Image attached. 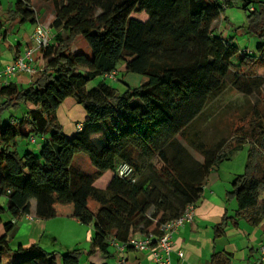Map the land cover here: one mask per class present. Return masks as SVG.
Masks as SVG:
<instances>
[{
    "label": "trees",
    "instance_id": "1",
    "mask_svg": "<svg viewBox=\"0 0 264 264\" xmlns=\"http://www.w3.org/2000/svg\"><path fill=\"white\" fill-rule=\"evenodd\" d=\"M237 5L260 39L258 56L219 30L225 11ZM40 10L53 17L51 44L39 52L44 66L26 74L28 87H0V118L4 110L29 107L24 118L11 117L0 129V200L6 199L0 204V264L7 258L8 264H82V249L58 259L39 244L11 246L23 215L50 220L61 201L74 203L81 209L74 217L93 225L89 257H110L113 242L160 237L163 224L198 206L212 171L246 147L245 171L227 193L238 210L214 228L220 236L234 219L264 229V77L256 72L264 66V1L18 0L8 21L36 26L37 19L43 23ZM80 38L90 55L76 50ZM120 73L123 82L129 74L141 76L140 85L120 93L109 84ZM228 90L242 99L219 105ZM68 99L87 114L71 138L57 119ZM19 137L44 141L38 153L22 154ZM80 154L89 157L93 174L76 160ZM121 164L133 168L131 177L117 174ZM108 173L107 187L97 188ZM211 261L229 264L225 256Z\"/></svg>",
    "mask_w": 264,
    "mask_h": 264
},
{
    "label": "crops",
    "instance_id": "2",
    "mask_svg": "<svg viewBox=\"0 0 264 264\" xmlns=\"http://www.w3.org/2000/svg\"><path fill=\"white\" fill-rule=\"evenodd\" d=\"M7 1L8 3L6 4L4 0H0V21L3 24L0 27V69L14 62L19 55H22L28 47L32 46L31 36L36 28L35 24L32 23L20 24L19 21L9 22L8 11L14 8V0ZM40 12L42 13L43 21L51 24L53 21L52 15L46 14L44 10H40ZM36 63L39 69L44 66V62L39 54L36 56ZM10 83L28 87L31 84V78L26 75H17L5 79L0 84V87ZM71 100L68 99L63 103L57 112V119L66 134L65 125L72 129V134H75L77 125L83 124V121H86L80 120L77 122L75 112L79 110V107L75 103H72L73 101ZM25 108L29 107H23L20 114H17L16 110H14L15 115L12 114L10 118L13 117L16 121L24 118ZM3 124L0 120V129ZM40 139L41 143L38 144L37 148H29V150L38 153L44 141L43 138ZM233 159V161L220 163L219 167L212 171L209 178L205 180L201 201L196 207L194 221L185 224L173 237L175 244V250L171 255L173 264H211V259L214 255L225 256L229 259V264H264V261L261 259V248L264 247V229L262 225L253 227L245 220L235 221L233 219L227 222L225 232L220 234V236H217L216 229L214 228L221 223L225 215L234 217L238 210L236 201L228 200L227 193L231 191V185L234 179L242 175L245 171L247 151L243 148ZM106 175L110 176V180L113 177L112 173ZM96 187L105 189L107 186L103 184V186L96 185ZM5 201L6 199H1L0 204L4 205ZM56 207H58V204L54 206L53 216L50 220H39L35 223H29L24 219L25 221L22 223H27L25 225V231L27 233H22L18 237L16 235L14 238L10 237V239H13L11 240V246L12 241H15V239L19 243L17 247L14 248L12 246V248L16 249L21 245L29 247L32 244H39L44 248L43 241L46 239L44 233L47 232V223L58 218L60 222L70 220L73 223L72 225L76 226L75 230L81 235L83 230L87 245L83 244L84 246H82V243L78 241L74 244L75 246L73 248L70 245H65L63 250L66 253L70 250L82 249L84 251V255L81 257L82 264H118V261H121V259H123L122 261L125 264H155L150 252H137L126 248L122 253L115 246L111 247L110 257H104L100 253L89 257L88 252L94 236L93 225L91 222L84 225V223L74 217V214L78 210H81L74 203L60 205L58 212L56 211ZM18 230L20 231L21 229L18 228ZM18 230L16 234H19ZM3 234L4 228L0 227V235ZM47 238H50L52 241H59L58 234H53ZM44 249L49 252L52 251L50 253H55L58 259L63 254L55 248H51L52 250H48V248ZM178 251L184 252L183 259L179 258ZM9 260L8 258L5 259V264H8Z\"/></svg>",
    "mask_w": 264,
    "mask_h": 264
},
{
    "label": "rangeland",
    "instance_id": "3",
    "mask_svg": "<svg viewBox=\"0 0 264 264\" xmlns=\"http://www.w3.org/2000/svg\"><path fill=\"white\" fill-rule=\"evenodd\" d=\"M5 3L7 4L8 1L4 0ZM17 0L13 1V5H15ZM264 1V0H261ZM136 18L141 19V20H146V16L144 15H135ZM224 18H226V20H224L220 26V32L225 36V37H230V36H234L236 37V41L238 42V44L244 49L245 46H247V49H244L247 51V53L249 54H254L256 56H258V54L256 53V49L258 47L259 44V38L256 37L254 34L249 32V19H248V12H245L243 9H241L240 5H237L231 9H227L224 13ZM52 23V22H51ZM43 24L47 27H50L51 24H48V22L43 21ZM76 46L77 49L80 50H85V53L87 55H90V49L87 45V43L80 38L78 41H76ZM256 72L258 73L259 76L264 77V66H259L256 68ZM123 74L120 73L119 77L114 81V80H109V84L114 87L115 89L119 90L120 93H123L127 86H132V87H138L140 85V82L142 80V77L139 75H135V74H129L128 76H126L124 78V82L121 81ZM102 80V78H98L94 81H92L89 84V88H92L94 86H96L100 81ZM224 95H226L225 97H222L219 105H225L228 102L233 101L235 98H233L234 96L232 95H238L235 94L232 91H227ZM239 99H242V97H238L237 100H234L235 102H239ZM244 99V98H243ZM71 101H73L72 103H75V105L77 107H79V110L77 112H75V117H77V122H79L80 120H86L87 118V114L84 111V109L78 105L74 99H72ZM2 103V101L0 100V104ZM232 103V102H231ZM1 106V105H0ZM223 109H221L222 111ZM17 114L21 113V110H17L16 111ZM15 115L14 110H10V111H2V118H0L2 124L5 123L6 121H8L10 119L11 115ZM85 121H83L84 123ZM66 126V136H68L69 138L73 137L74 134H72V129L68 128L67 125ZM77 131V130H76ZM30 140V139H29ZM18 147L21 150V153L24 154L27 150H29V148L32 149H36L38 144L41 143V139L39 137H36V143L37 144H30V142H28V139H24L19 137L18 140ZM34 147V148H33ZM245 151H247V147L245 148ZM39 152V151H38ZM76 160L80 163V165L83 167V169L86 171L87 174H93L95 172V169L89 159L88 156H86L85 154H80L77 156ZM234 159H232L231 161H233ZM110 180V176L106 175L104 176L100 182L97 185H101L103 186V184L105 186H107L108 182ZM66 202H60L58 204V207H60V205L64 204ZM91 208L94 209L97 207V204H95L94 202H91L90 204ZM56 207V211H59V208ZM58 216V213H57ZM10 219V215L7 213L4 215V220H8ZM25 218H21L19 221V224L16 225L15 230L10 234V237H18L20 236L22 233H27L25 231V225L27 224L26 222L22 223ZM47 221V220H46ZM29 224V223H28ZM73 223L69 221H62L60 222V220L58 218H55L53 221L47 223V232L44 233L45 234V240L43 241V246L44 248H48V250H52L53 248H55L57 251L62 252L64 254V246L65 245H70L72 246V248L75 246L74 244L76 242H81L82 246H84L83 244H86V239H85V235L83 233L82 230V235L79 234L75 228L76 226L72 225ZM87 225V224H84ZM23 227V228H22ZM18 228H20L21 230L19 231ZM17 230L19 231V234H16ZM86 231V230H85ZM53 234H58L59 236V241H52L50 238H47L49 236H52ZM2 235H0L1 237ZM13 240V239H11ZM18 242L16 241H12V246L15 248L18 246ZM81 246V245H80ZM52 248V249H51ZM63 248V249H62ZM47 251V250H46ZM49 252V251H47ZM52 252V251H50ZM49 252V253H50Z\"/></svg>",
    "mask_w": 264,
    "mask_h": 264
},
{
    "label": "built area",
    "instance_id": "4",
    "mask_svg": "<svg viewBox=\"0 0 264 264\" xmlns=\"http://www.w3.org/2000/svg\"><path fill=\"white\" fill-rule=\"evenodd\" d=\"M35 31L31 36L32 46L28 47L26 51L14 60L11 64L6 65L0 69V84L5 79L15 77L17 75L32 76L39 71L36 63V56L42 48H46L52 41V30L45 26L40 19H37ZM110 79H115V74L108 76ZM82 130V124L77 125V131ZM31 143H35L34 137L30 138ZM134 170L128 164H121L117 169V174L122 178H129L133 175ZM196 215V207L191 204L186 207L183 214L173 221L167 222L160 227V237L149 235H139L131 237L125 244L113 242V245L118 248L122 253L126 248H130L137 252H150L151 257L155 264H173L171 255L175 250L173 237L185 224L192 223ZM21 218H25L29 223L38 222L40 219L34 215L25 214ZM262 261H264V247L261 248ZM180 259L184 258V252L178 251ZM118 261V264H125L124 261Z\"/></svg>",
    "mask_w": 264,
    "mask_h": 264
}]
</instances>
